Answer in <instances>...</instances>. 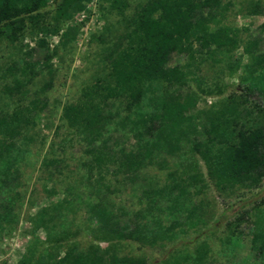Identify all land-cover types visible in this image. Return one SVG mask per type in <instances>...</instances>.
Masks as SVG:
<instances>
[{
  "label": "rangeland",
  "instance_id": "1",
  "mask_svg": "<svg viewBox=\"0 0 264 264\" xmlns=\"http://www.w3.org/2000/svg\"><path fill=\"white\" fill-rule=\"evenodd\" d=\"M45 1L34 16L23 17V28L13 41L0 38V115L35 97L46 103L35 124L22 127L11 140L14 160L0 175V264H17L33 235L42 240L45 231L57 228L66 230L67 238L43 242L38 252L58 257L64 242L73 241L82 248L97 244L104 263L130 257L135 264H153L168 253L191 251L205 242L208 264H263L249 239L254 208L264 209V177L215 187L199 162L205 184L200 191L189 185L166 193L163 184L178 151L187 149L206 127L208 112L225 105L229 96L234 102L225 105L226 111L248 107L244 119L259 123L264 132V101L248 80V73L264 71V66L249 72L240 66L228 72L227 55L231 60L240 57V64L247 60L241 46L228 52L214 49L210 57L201 55L193 76L182 86L145 81L138 102L109 101L98 126L99 138L121 163L97 174L83 165L88 161L87 146L60 120V107L73 102L93 76L105 72L107 53L120 41L128 18L146 0H127L122 14L99 0H87L83 10L57 23L52 19V0ZM251 1L219 0V4L229 3L221 23L239 30V45L247 35L257 37L256 50L264 53V0H258L259 11L251 10ZM5 2L10 10L23 4V0ZM53 25L56 31L48 32ZM43 26L45 31H39ZM44 57H48L49 73L40 65ZM23 60L37 61V73L24 91L9 93L4 90L11 83L6 71ZM185 62V55L171 53L165 65ZM261 146L264 150V137ZM47 158L54 164L44 166L42 160ZM68 198L88 202L91 208L80 204L73 216L54 218L31 232L30 215ZM134 214L139 221L153 216L164 224L178 219L193 221L195 226H186V232L170 243L151 247L126 238L110 242L92 238L97 227L120 232L132 228Z\"/></svg>",
  "mask_w": 264,
  "mask_h": 264
},
{
  "label": "trees",
  "instance_id": "2",
  "mask_svg": "<svg viewBox=\"0 0 264 264\" xmlns=\"http://www.w3.org/2000/svg\"><path fill=\"white\" fill-rule=\"evenodd\" d=\"M86 1L52 0V19L56 23L70 19L73 13L85 8ZM99 1L117 14H122L127 6V0ZM45 4V0H23L22 5L10 10L5 0H0V38L13 41L23 28V17L34 16ZM228 5V2L219 4V0H146L131 14L120 41L106 55L105 72L93 76L91 81L79 89L73 102H65L60 107V120L87 146L85 153L88 161L83 163L86 169H94L100 174L101 170H108L107 166L115 162L117 165L121 163L115 160L113 153L106 150L105 142L99 138L98 126L109 101L125 98L133 103L138 102L143 94L145 81L182 86L193 76L194 69L202 60L201 55L210 57L214 49L228 52L241 46L247 60L240 64V57L231 60L227 55L228 72L240 66L244 72L264 66V53L256 50L258 38L247 35L239 45V30L221 23L223 11ZM217 7V13H212ZM250 8L259 11V1L252 0ZM44 28L45 26L40 27L39 31L44 32ZM55 31L54 25L48 29L51 33ZM171 53L185 55L186 62L181 65H165ZM47 62L48 57H44L40 65L49 73L51 69ZM37 64L35 60H23L7 70L11 83L4 90L9 93L24 91L37 73ZM248 74V80L264 101V71ZM233 102V97L229 96L225 105L230 106ZM45 105L44 100L35 97L0 115V175L10 168L14 160L11 140L19 135L22 127L35 124ZM225 105L210 110L206 127L185 151H178L176 162L165 172L163 190L166 193L189 185L196 186V191H200L205 184L199 162L215 187L237 184L242 179L256 182L264 177L262 127L259 123L244 119L250 113L248 107L227 112ZM54 162L52 158L42 160L44 166L53 165ZM80 204L91 208L88 202L70 198L61 203L40 207L28 217L31 232L54 218L73 216ZM252 214L250 247L264 264V209L254 208ZM137 217V214L133 215L135 223L125 232L113 227H97L91 234L92 238L103 242L126 238L151 247L163 242L170 243L186 232V226H195L193 221L188 220L172 219L164 224L157 217L151 216L142 221ZM67 234L66 230L57 228L45 231L42 240L33 235L17 264H135L130 257H118L112 263H104L97 244L82 248L73 241L64 242L62 254L58 257L51 252L43 254L37 251L39 244L53 240L63 241ZM207 254L208 246L201 242L191 251L168 253L153 264H208Z\"/></svg>",
  "mask_w": 264,
  "mask_h": 264
}]
</instances>
